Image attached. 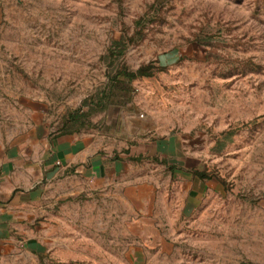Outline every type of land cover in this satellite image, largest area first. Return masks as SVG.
Segmentation results:
<instances>
[{
  "label": "rangeland",
  "instance_id": "374dc122",
  "mask_svg": "<svg viewBox=\"0 0 264 264\" xmlns=\"http://www.w3.org/2000/svg\"><path fill=\"white\" fill-rule=\"evenodd\" d=\"M37 123L105 169L44 176L0 264H264V0H0V134Z\"/></svg>",
  "mask_w": 264,
  "mask_h": 264
},
{
  "label": "crops",
  "instance_id": "0c3cea01",
  "mask_svg": "<svg viewBox=\"0 0 264 264\" xmlns=\"http://www.w3.org/2000/svg\"><path fill=\"white\" fill-rule=\"evenodd\" d=\"M97 160L85 137L53 133L46 123H37L17 143L5 142L0 134V238L14 218L13 211L34 198L44 176L63 169L76 171L89 161L95 171L104 170Z\"/></svg>",
  "mask_w": 264,
  "mask_h": 264
},
{
  "label": "trees",
  "instance_id": "16d2710c",
  "mask_svg": "<svg viewBox=\"0 0 264 264\" xmlns=\"http://www.w3.org/2000/svg\"><path fill=\"white\" fill-rule=\"evenodd\" d=\"M125 75L126 76H128V77H131V75H129L128 73H125ZM67 133H69V132H67ZM71 133V132H70ZM74 133V132H73Z\"/></svg>",
  "mask_w": 264,
  "mask_h": 264
}]
</instances>
